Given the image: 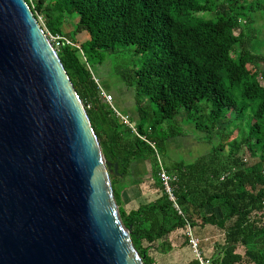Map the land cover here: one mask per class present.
I'll list each match as a JSON object with an SVG mask.
<instances>
[{
    "label": "trees",
    "instance_id": "obj_1",
    "mask_svg": "<svg viewBox=\"0 0 264 264\" xmlns=\"http://www.w3.org/2000/svg\"><path fill=\"white\" fill-rule=\"evenodd\" d=\"M26 1L44 29L68 36L85 55L74 45L59 50L112 163L120 214L145 264H199L188 244L187 222L196 235V228L220 230L212 264H264V54L251 48L253 31L246 25L254 19L242 17L248 2ZM76 14L73 32L86 33L83 41L64 30ZM117 45L145 55L139 67L121 74L135 88L142 119L136 127L146 139L102 94L95 66ZM145 100L156 110L147 112ZM185 126L201 132L211 150L192 162H166L168 142L184 135ZM146 160L151 169L139 172ZM161 166L172 178L183 214L169 198ZM143 181L157 197L127 208L124 191Z\"/></svg>",
    "mask_w": 264,
    "mask_h": 264
},
{
    "label": "water",
    "instance_id": "obj_2",
    "mask_svg": "<svg viewBox=\"0 0 264 264\" xmlns=\"http://www.w3.org/2000/svg\"><path fill=\"white\" fill-rule=\"evenodd\" d=\"M111 168L31 6L0 0V264H145Z\"/></svg>",
    "mask_w": 264,
    "mask_h": 264
},
{
    "label": "rangeland",
    "instance_id": "obj_3",
    "mask_svg": "<svg viewBox=\"0 0 264 264\" xmlns=\"http://www.w3.org/2000/svg\"><path fill=\"white\" fill-rule=\"evenodd\" d=\"M222 0H218L220 3ZM253 3H250V2ZM247 3L246 10L243 12L242 17L254 19L246 25V30H252L251 48L258 53L264 54V0H241L239 3ZM73 22H70L65 26V32L72 35L76 39L83 41L86 38V33H74V21L79 18L76 14ZM211 16V15H207ZM144 54H135L133 46L117 45L114 50L106 52V59L103 64H97L95 66L97 76L100 79L101 85L106 93L112 95L111 104H113L123 114L130 115V119L135 125L139 124L142 119L139 113L136 111L135 95L136 91L134 87H130L123 79L122 71L130 70L135 67H139L143 60ZM147 112L156 110L154 104L145 100ZM235 116V114H233ZM149 120L154 118V115L148 116ZM235 128V126H232ZM216 142H218L216 140ZM210 143L201 132H196L189 126H185L184 135L176 137L170 140L167 144L166 151L168 153L166 162L185 160L192 162L198 157L208 153L212 148ZM164 160V159H163ZM151 169L150 160L144 161L140 167L139 172ZM138 171V170H137ZM142 179V178H141ZM137 180H140L137 178ZM150 182H144L142 184H131L125 191L126 202H130L129 207H135L140 202L154 200L157 195L153 192L150 186ZM197 237L201 242V249L205 257L210 258L212 256L214 244L220 240L222 234L220 230H216L212 226L206 228H196ZM241 252L243 248L239 249ZM171 261V260H170Z\"/></svg>",
    "mask_w": 264,
    "mask_h": 264
},
{
    "label": "built area",
    "instance_id": "obj_4",
    "mask_svg": "<svg viewBox=\"0 0 264 264\" xmlns=\"http://www.w3.org/2000/svg\"><path fill=\"white\" fill-rule=\"evenodd\" d=\"M45 31H46L49 39L51 40V42L53 43L54 47L57 49L58 52L62 47L66 46V45H74V46H77L78 48H80L81 53L85 58V55H84L81 47L78 44L74 43L68 36H63L60 34H53L48 29H45ZM95 80H96V82L99 83V80L97 78H95ZM101 90H102L103 96L110 103L111 100L113 99L112 95L106 93V91L103 89V87H101ZM111 106H112L113 110L116 112V114L119 117H121V119L127 125H129L133 129L134 132H136L140 137H142L139 134L136 125L130 120L129 116L123 114L113 104H111ZM142 138L146 139L145 137H142ZM149 143L155 149L157 155H159L155 143L152 141H149ZM159 174H160L162 182L165 186V189H166L167 193L169 194V198L173 201L174 206L179 211V213L183 214V211H182L180 205L178 204L177 197H176L175 192H174V188L172 185V178H171L170 174L165 170V168L163 166H161ZM186 233H187V237H188V244L192 248L193 252L195 253L199 264H212L211 259L204 256L202 249H201L200 239L197 237L194 227H192V225L189 222H187V232Z\"/></svg>",
    "mask_w": 264,
    "mask_h": 264
},
{
    "label": "crops",
    "instance_id": "obj_5",
    "mask_svg": "<svg viewBox=\"0 0 264 264\" xmlns=\"http://www.w3.org/2000/svg\"><path fill=\"white\" fill-rule=\"evenodd\" d=\"M127 189H128V188H127ZM127 189H126V190H127ZM126 190H125V191H126ZM125 191H124V194H123V195H124V201H125V203H126V207L128 208V207L130 206V202H126L127 199H126V197H125V193H126ZM174 236H175V235H174ZM175 237H176V236H175ZM182 249H184V248H182ZM176 250H177V249H176ZM180 251H181V249H178V252H180ZM179 259H180V257H179Z\"/></svg>",
    "mask_w": 264,
    "mask_h": 264
}]
</instances>
